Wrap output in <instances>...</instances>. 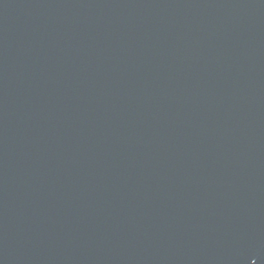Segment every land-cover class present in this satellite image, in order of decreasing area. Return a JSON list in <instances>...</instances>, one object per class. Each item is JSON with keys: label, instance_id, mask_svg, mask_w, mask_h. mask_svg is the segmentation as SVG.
Segmentation results:
<instances>
[{"label": "water", "instance_id": "1", "mask_svg": "<svg viewBox=\"0 0 264 264\" xmlns=\"http://www.w3.org/2000/svg\"><path fill=\"white\" fill-rule=\"evenodd\" d=\"M0 264H264V0H0Z\"/></svg>", "mask_w": 264, "mask_h": 264}]
</instances>
